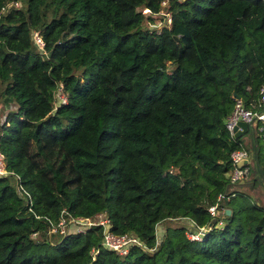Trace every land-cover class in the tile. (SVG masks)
<instances>
[{
	"label": "trees",
	"instance_id": "16d2710c",
	"mask_svg": "<svg viewBox=\"0 0 264 264\" xmlns=\"http://www.w3.org/2000/svg\"><path fill=\"white\" fill-rule=\"evenodd\" d=\"M11 1L0 0V264H264L262 204L221 199V225L207 210L229 152L246 147L223 119L237 97L258 107L264 0ZM160 9L170 21L155 33ZM57 92L66 101L54 106ZM95 212L113 232L135 223L145 247H102L100 223L49 231ZM184 217L212 226L189 239Z\"/></svg>",
	"mask_w": 264,
	"mask_h": 264
},
{
	"label": "built area",
	"instance_id": "2783aa9c",
	"mask_svg": "<svg viewBox=\"0 0 264 264\" xmlns=\"http://www.w3.org/2000/svg\"><path fill=\"white\" fill-rule=\"evenodd\" d=\"M163 2H165V0H161L160 3L163 4ZM10 3L16 5L15 0H12ZM4 8L5 6L1 7V9ZM140 10L141 12L150 11L149 8L147 7H142ZM166 11L160 9L154 12V14L160 13L163 16L164 20L161 19L160 17H157V15H154L151 21L148 23V24L150 23L153 24L152 25L153 28L149 29L150 31H154L155 27H158V32H159L161 28L160 26L164 25L160 23H165L166 21L168 24L165 25H169L170 15H169V11L168 12ZM32 35H34V37L39 41L37 42L35 38L32 36L36 43H38L39 45L43 44L36 31H33ZM258 92H259V97L257 101L258 107L255 109L246 107L243 101L238 97L234 99L233 106L230 112L223 119V124L230 134L233 133V126L237 120L245 121L247 124H249L248 127H250L251 130H253L254 128L257 130L261 128V125L258 124V120H262L264 118V110L262 109L263 107H261V104L264 103V83H262L259 86ZM65 101H66V96L62 92H57L56 99L54 100L53 104L54 106H56L57 104ZM237 128H239V126H237ZM251 157H253V153H250V151L244 146L234 148L229 152L230 168L226 172V177L229 185L240 182L246 177V175L249 172L248 160ZM243 158H245L247 161L245 163L238 164V161ZM6 173L7 171L4 168L3 154L0 152V176ZM229 195H231V193H225L224 191L223 193H218L215 202L208 205L207 207V210L211 215H218L216 224H221L222 216H223L222 213L224 212V208H222L221 206L218 207V202H220L221 199L223 198H227ZM94 215L95 218H91L89 216H75L64 219L60 217L55 222V224L50 227L49 231L51 232L56 230L58 232H63L67 228H69L70 231H77V230H82L81 226L83 227V226H89L100 223L102 225L101 233H100V245L102 247L114 250L118 253L125 252L128 249V247L132 244L145 247L140 236L131 232L130 230H125L120 233L111 231L110 230L111 223L109 218L106 216V214L104 217L101 218L99 216L100 212H95ZM170 220L175 221L173 218ZM181 223L184 226L185 235L189 239H199L201 234L205 233L212 226L208 222L201 225H197L188 217H184L182 218L181 222H177V224H181ZM96 251H97L96 248H92L90 252L94 254V252Z\"/></svg>",
	"mask_w": 264,
	"mask_h": 264
},
{
	"label": "rangeland",
	"instance_id": "374dc122",
	"mask_svg": "<svg viewBox=\"0 0 264 264\" xmlns=\"http://www.w3.org/2000/svg\"><path fill=\"white\" fill-rule=\"evenodd\" d=\"M16 1V5H19V0H15ZM20 5H21V7H24V2H21L20 3ZM42 10V11H41ZM40 11L41 12H45V8H43V9H41ZM164 11H166V10H164ZM49 11L47 10V13H46V15H44L43 16V21H46V20H48L49 18H50V16L51 15H53V13L54 12H52L51 14H49L48 13ZM166 12H168V11H166ZM160 24H168L167 23V21L165 22V23H160ZM159 24V25H160ZM152 23H150V24H148V27H149V29H152L153 27H152ZM154 31L155 32H158V27H155V29H154ZM33 37H34V35H32ZM35 38V37H34ZM35 40L37 41V42H39L36 38H35ZM59 95V94H58ZM2 113H0V121H2L3 120V115H4V113H5V109L3 110V111H1ZM258 130L257 129H253V130H251V128H248L244 133H242V135L240 136V139H241V141H242V143L243 144H245V146L247 147V149L250 151V153H252V150H253V137L254 136H256V135H258V134H260L259 132H257ZM253 156H254V153H253ZM253 157H251V158H249V160H248V164H249V166H250V170H249V172H248V174L246 175V177L244 178L245 179V186L247 187V188H249V189H251L252 187H254V186H260L261 187V185H262V182L263 181H261V179H260V177L257 175V173L255 172V170H254V165H252V161H253V159H252ZM243 179V180H244ZM264 183V182H263ZM225 186H226V189H225V191H224V188H225ZM225 186H224V188L222 189V191H220V192H218V193H223V191L225 192V193H231V195H229L227 198H230L232 195H234V194H236L237 192H240L241 191V193L243 192V193H245V191L244 190H241V189H238L237 187H235L234 186V184H232V185H229V183H228V181H226V184H225ZM262 190H263V188L261 187V192H262ZM218 193H217V195H218ZM259 193H260V191H257V189L255 188V189H252V191L251 192H249L248 194L247 193H245L246 195H249L248 196V198H245V197H240V196H238L236 199L239 201V199H242V201H245V203L246 202H248L249 201V197H250V199L253 201V202H258V203H260L261 204V202L260 201H262V205L264 206V194L263 193H261L260 195H259ZM256 197H258L259 199H260V201L256 198ZM227 198H224V199H227ZM222 208H224V210H225V208L226 207H224V206H221ZM100 218L101 217H104L105 216V214L103 213V212H100ZM223 221L224 220H222L221 221V224H223ZM130 222V221H129ZM128 222V223H129ZM220 224V225H221ZM164 225H171V226H174V225H176L175 223H173V222H170V221H165V224ZM164 225L163 224H161V223H158V224H156L155 225V237H156V239H158L159 238V236H160V233L163 231V229H164ZM127 228H128V230H130L131 232H133V233H135V234H137V235H139L138 233H136L135 231H137L136 230V227H135V223H133V224H128V226H127ZM31 235H33L32 233H31ZM90 251H91V249H90ZM95 253V252H94Z\"/></svg>",
	"mask_w": 264,
	"mask_h": 264
},
{
	"label": "water",
	"instance_id": "95a60500",
	"mask_svg": "<svg viewBox=\"0 0 264 264\" xmlns=\"http://www.w3.org/2000/svg\"><path fill=\"white\" fill-rule=\"evenodd\" d=\"M237 126H239V128H237ZM249 124H247L245 121L243 120H237L236 123L234 124L233 126V137H238L240 135H242V133H244L248 128ZM252 153H254V149L252 150ZM247 160L245 158L241 159L238 161V164H241V163H245ZM226 213L229 212V208H225L224 210Z\"/></svg>",
	"mask_w": 264,
	"mask_h": 264
},
{
	"label": "crops",
	"instance_id": "0c3cea01",
	"mask_svg": "<svg viewBox=\"0 0 264 264\" xmlns=\"http://www.w3.org/2000/svg\"><path fill=\"white\" fill-rule=\"evenodd\" d=\"M234 186L237 187L238 189L244 190L245 193H247V194H248L249 192H251L252 189H255V188L257 189V191H260L259 195H260L261 193L264 194V188H263L262 185H261V187L263 188L262 192H261V187H260L259 185H258V186L256 185V186L252 187L251 189H249V188H247V187L245 186V179L242 180V181H240V182L235 183ZM256 198L260 201V199H259L258 197H256ZM260 202H261V204H262V201H260Z\"/></svg>",
	"mask_w": 264,
	"mask_h": 264
}]
</instances>
